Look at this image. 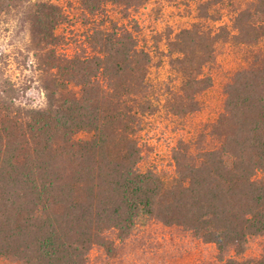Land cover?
<instances>
[{
  "label": "trees",
  "instance_id": "obj_1",
  "mask_svg": "<svg viewBox=\"0 0 264 264\" xmlns=\"http://www.w3.org/2000/svg\"><path fill=\"white\" fill-rule=\"evenodd\" d=\"M149 1L80 0L90 27L72 55L56 35L63 7H28L47 105L17 104L0 82V262L92 264L95 246L115 256L158 221L214 244L218 264H264V0H168L188 23L153 43L104 19L108 4ZM19 2L0 0V15ZM225 52L239 66L226 71L219 111L176 141L172 176L143 168L147 125L204 111ZM255 237L263 254L244 258Z\"/></svg>",
  "mask_w": 264,
  "mask_h": 264
},
{
  "label": "rangeland",
  "instance_id": "obj_2",
  "mask_svg": "<svg viewBox=\"0 0 264 264\" xmlns=\"http://www.w3.org/2000/svg\"><path fill=\"white\" fill-rule=\"evenodd\" d=\"M39 1L59 4L63 7L68 21L57 33L64 39L60 51L70 55L85 47V34L90 24H86L80 0H20L14 8L0 15V82L8 80L17 90L16 103L26 107L44 108L47 95L41 69L40 50L33 39L29 22L28 7ZM112 19L130 27L138 25L149 43L153 36L164 33L169 27L178 28L188 22L187 16L168 0H150L140 8L125 10L122 6L108 4L104 19ZM221 71L216 75L214 87L203 96L207 108L184 121H172L160 115L147 125L141 135L144 149L143 168L154 167L165 177L174 174L172 148L176 141L188 137L208 117H213L223 101V84L228 70L237 68L235 55L220 57ZM168 74V64L153 69L154 76ZM263 175V173H262ZM218 251L214 244L194 238L190 233L177 227H168L158 221L141 226L125 242L118 243L115 256H109L99 246H95L90 259L92 264H218ZM263 254V239H251L244 258H258ZM0 264H8L0 262Z\"/></svg>",
  "mask_w": 264,
  "mask_h": 264
}]
</instances>
